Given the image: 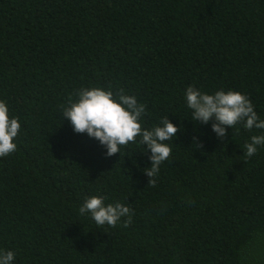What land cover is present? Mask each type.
<instances>
[{"label": "trees", "instance_id": "obj_1", "mask_svg": "<svg viewBox=\"0 0 264 264\" xmlns=\"http://www.w3.org/2000/svg\"><path fill=\"white\" fill-rule=\"evenodd\" d=\"M190 86L244 93L264 119V0H0V100L21 123L0 157V249L16 264H243L264 233V146L244 145L264 130L217 138ZM84 87L135 96L143 128L178 127L154 176L139 136L108 157L74 133L63 107ZM96 195L130 218L81 216Z\"/></svg>", "mask_w": 264, "mask_h": 264}, {"label": "clouds", "instance_id": "obj_2", "mask_svg": "<svg viewBox=\"0 0 264 264\" xmlns=\"http://www.w3.org/2000/svg\"><path fill=\"white\" fill-rule=\"evenodd\" d=\"M187 107L192 111L194 121L207 125L210 121L217 138H225L228 129L236 125L252 131L264 130V119L254 109L251 99L236 90H217L211 94L195 87L185 91ZM144 106L133 95L124 90L114 93L102 87H84L77 93L75 100H70L63 107V119L70 122L74 133L87 134L106 149V156L120 153L121 146L134 142L139 136L140 143L149 152L151 167L147 175L154 176L161 163L171 153V144L178 127L168 117H164L152 128H143L141 118ZM21 130L18 118L10 116V109L4 100H0V157H6L17 150L14 142ZM259 146H264V131L252 135L244 145V155L252 157ZM81 216H89L97 226L115 227L122 217L129 216L130 208L123 203H105L102 195L86 198L79 207ZM0 264H16V253L0 249Z\"/></svg>", "mask_w": 264, "mask_h": 264}, {"label": "rangeland", "instance_id": "obj_3", "mask_svg": "<svg viewBox=\"0 0 264 264\" xmlns=\"http://www.w3.org/2000/svg\"><path fill=\"white\" fill-rule=\"evenodd\" d=\"M243 256V264H260L264 262V233L257 235L254 243L243 250Z\"/></svg>", "mask_w": 264, "mask_h": 264}]
</instances>
